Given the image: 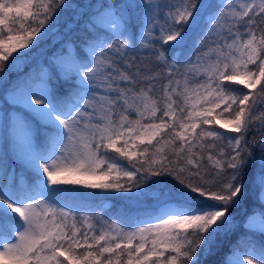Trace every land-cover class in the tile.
<instances>
[{
	"label": "snow or ice",
	"instance_id": "obj_1",
	"mask_svg": "<svg viewBox=\"0 0 264 264\" xmlns=\"http://www.w3.org/2000/svg\"><path fill=\"white\" fill-rule=\"evenodd\" d=\"M70 7L0 0L2 119L7 126L9 108L22 106L51 144L33 149L35 187L15 174L0 184V264H202L225 246L219 264H264V242L254 240L264 237V211L242 225L231 215L250 175L264 205V136L255 139L264 130V0H222L215 11L207 0H97L73 21L83 35L59 42L38 82L12 80ZM135 9L144 13L139 36ZM201 23L206 31L181 60ZM19 126L29 138L27 122ZM166 181L170 191L155 194ZM61 185L148 195L157 215L143 227L100 224L62 203ZM238 227L253 237L243 251L240 237L230 242Z\"/></svg>",
	"mask_w": 264,
	"mask_h": 264
},
{
	"label": "trees",
	"instance_id": "obj_2",
	"mask_svg": "<svg viewBox=\"0 0 264 264\" xmlns=\"http://www.w3.org/2000/svg\"><path fill=\"white\" fill-rule=\"evenodd\" d=\"M68 2L71 7L61 13L56 27L52 29L51 34L44 39L39 48L32 51L31 55L26 60L18 62L17 68L14 69L11 74L12 80H16L17 76H19L22 80H26L29 83L37 82L38 78L41 76V70L46 66L47 56L50 55L55 47H59V42L67 38L75 39L77 36L83 35V32L78 30V26L73 23V21L80 20V13L90 10L88 6L97 3V0H68ZM120 2L121 0H117V3ZM133 2L139 3L140 0H133ZM207 2L213 4V9L211 11H215V5L220 3L221 0H207ZM143 15L144 13L140 9L134 10L133 23L135 24V28L133 32L135 36H139L140 34ZM69 28L72 29L71 32L68 31ZM79 28L82 29V23L79 25ZM205 31V24L201 23V25L190 34L186 47L183 49V55L179 57L181 60H185L191 54L200 36ZM137 48H139V45H137ZM15 55L16 54H14V56ZM141 55L145 56V58L147 57V53L141 52ZM174 55H176V50H170L168 52L169 59ZM149 67L155 70H161L156 68L155 63L149 65ZM54 86L61 90L64 87H68L67 85L59 84H54ZM233 87L242 88V86L239 85H233ZM156 89L159 91V83H157ZM242 90L248 91L247 89ZM3 107L4 94L0 91V108ZM9 111L11 113V118L16 117L17 119H22L24 122H27L28 127L33 131V148L35 150L46 151L50 149L51 144L48 140L50 133L49 129L31 116L22 106L9 108ZM2 122L5 132L0 145V184H2L6 178L11 180L13 174H15L17 182H20L21 178H23L25 186L35 187L34 181L37 179L36 174L24 159L9 145L11 143L17 144V141L10 136L8 130L11 120L7 123V126L3 119ZM253 135L254 133L250 132L248 138L251 139ZM262 136H264V130L255 133V139L257 141H259ZM254 154L258 157V150H254ZM122 163L125 166H129V162L127 161L122 160ZM205 163L207 164L206 172L209 174L206 178H210L212 165L207 161H205ZM258 163L259 161L257 159L256 164L253 166L254 171L258 170ZM152 179L155 180L157 178ZM245 183L248 186V191L241 205L231 210V215L239 225H242L246 218L250 217L252 214L264 211V205L260 204L258 199L260 195L258 184L253 181L251 175L246 178ZM59 187L64 190L62 195L65 199L62 200V203H67V205L72 208L90 209L91 212L89 214H95L94 220L100 224H102L103 221H108L109 223L115 221L123 226H135L138 223L146 222L152 218L157 213V208L159 206V201L148 195L140 199H127L126 194L122 193H106L99 190L82 189L80 186L73 185H61ZM153 187L155 189V194H158L161 189L170 191V183L167 181L155 184ZM160 199L163 200L166 199V197H161ZM246 235L249 239H253L251 235L246 233L243 227H238L231 235L230 242L235 244L237 237H240V249L245 250L247 241L244 237ZM254 240L257 246H259L260 243L264 242V237L255 235ZM225 253H228L227 246H225L223 251L218 255L209 256L206 260L202 257V264H219V262L223 260Z\"/></svg>",
	"mask_w": 264,
	"mask_h": 264
},
{
	"label": "rangeland",
	"instance_id": "obj_3",
	"mask_svg": "<svg viewBox=\"0 0 264 264\" xmlns=\"http://www.w3.org/2000/svg\"><path fill=\"white\" fill-rule=\"evenodd\" d=\"M159 2H164V0H159ZM221 2H222V0H221ZM51 32H52V30L48 33L47 36H49L51 34ZM213 39H214V37H213ZM205 50H207V49H205ZM23 123H24V121L22 119H17L16 117H12L11 118V123H10V125L8 127V130H9L10 136L17 141V144L11 143L9 145L30 166L29 162L32 159V152H33V149H34L33 148V144H34L33 131L31 130L30 137L26 139L23 130L19 126V125H21ZM215 127L218 128V126H215ZM219 130L221 132H225L224 129H219ZM4 132H5V130H4L3 122H2V113H0V145H1L2 140H3ZM227 135L234 136V135H237V134L228 132ZM29 144L31 145V147L29 146ZM69 208L71 210H73V211H75L77 209V208H72L70 206H69ZM80 210L83 211L85 214H89L91 212L90 209H80ZM254 214H257V213H254ZM254 214H252L251 216H253ZM155 215H157V213ZM148 221H152V219H150ZM148 221H146V222H148ZM136 226L143 227V226H145V222L138 223L135 226H126V227L131 228V227H136ZM232 258L233 257L229 256V259H232ZM245 264H246V262H245Z\"/></svg>",
	"mask_w": 264,
	"mask_h": 264
}]
</instances>
